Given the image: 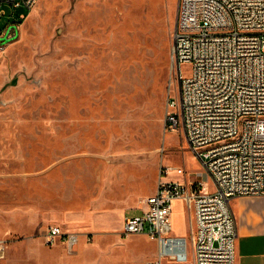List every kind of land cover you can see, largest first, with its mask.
Here are the masks:
<instances>
[{
	"label": "rangeland",
	"instance_id": "rangeland-1",
	"mask_svg": "<svg viewBox=\"0 0 264 264\" xmlns=\"http://www.w3.org/2000/svg\"><path fill=\"white\" fill-rule=\"evenodd\" d=\"M177 2L0 3V264H146L157 244L122 234L124 218L161 179L214 191L168 117ZM51 225L79 242L47 243ZM189 233L178 202L172 234Z\"/></svg>",
	"mask_w": 264,
	"mask_h": 264
},
{
	"label": "built area",
	"instance_id": "built-area-1",
	"mask_svg": "<svg viewBox=\"0 0 264 264\" xmlns=\"http://www.w3.org/2000/svg\"><path fill=\"white\" fill-rule=\"evenodd\" d=\"M3 1L30 10L39 0ZM172 62L176 93L168 101L169 121L215 189L204 180L161 179L143 200V213L124 218L122 234L156 241L157 258L146 264L186 261L191 250L195 264H236L238 228L230 200L264 196V0H179ZM184 64L190 65L187 73ZM171 171L187 173L183 166ZM176 199L193 209L190 242L172 234ZM45 236L47 243L64 238L69 246L80 238L60 225ZM3 250L0 243V255Z\"/></svg>",
	"mask_w": 264,
	"mask_h": 264
},
{
	"label": "crops",
	"instance_id": "crops-1",
	"mask_svg": "<svg viewBox=\"0 0 264 264\" xmlns=\"http://www.w3.org/2000/svg\"><path fill=\"white\" fill-rule=\"evenodd\" d=\"M22 15L24 14L22 13ZM194 157L198 159L195 155ZM203 170L205 171V177H207L208 174L205 167ZM178 202L187 205L183 199H176L173 203V211ZM230 203L237 220L238 228L236 264H264V196H238L232 198ZM188 209L190 215V233L183 237H186L190 242L192 241L195 229V220L193 209L190 207ZM156 258L157 253L152 260ZM163 262L164 264H195L192 250L190 251L189 259L186 261L164 259Z\"/></svg>",
	"mask_w": 264,
	"mask_h": 264
},
{
	"label": "trees",
	"instance_id": "trees-1",
	"mask_svg": "<svg viewBox=\"0 0 264 264\" xmlns=\"http://www.w3.org/2000/svg\"><path fill=\"white\" fill-rule=\"evenodd\" d=\"M26 13H24V15H25ZM169 15L167 16V20H166V22L168 23V21H169ZM15 21H18V22H21L22 21V19L20 18V17H18ZM14 21V22H15ZM4 29H2V28H0V34L2 33V31H3Z\"/></svg>",
	"mask_w": 264,
	"mask_h": 264
},
{
	"label": "water",
	"instance_id": "water-1",
	"mask_svg": "<svg viewBox=\"0 0 264 264\" xmlns=\"http://www.w3.org/2000/svg\"><path fill=\"white\" fill-rule=\"evenodd\" d=\"M178 5H179V0H178V2H177V13H176L175 29H176V26H177Z\"/></svg>",
	"mask_w": 264,
	"mask_h": 264
}]
</instances>
